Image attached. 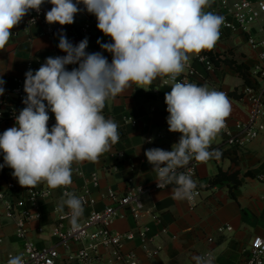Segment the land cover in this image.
I'll list each match as a JSON object with an SVG mask.
<instances>
[{"label": "clouds", "instance_id": "obj_1", "mask_svg": "<svg viewBox=\"0 0 264 264\" xmlns=\"http://www.w3.org/2000/svg\"><path fill=\"white\" fill-rule=\"evenodd\" d=\"M45 2L52 5L45 13L49 25L73 24L81 11L78 5L83 4L112 41L97 40L112 54L109 62L101 52L86 51L87 37L74 45L61 32L58 48L65 55L49 56L39 69L25 72V107L15 116V126L0 134L4 154L0 169H13L12 176L22 187L45 181L58 188L72 184L74 162H94L119 141L118 123L103 115L106 100L133 84H151L158 76L176 80L192 57L215 46L224 18L204 11L209 0H0V49L30 10L39 12ZM68 65L78 67L69 71ZM4 84L0 77V96ZM165 103L168 130L181 134L179 142L171 151L157 147L144 154L157 175V186L174 185L172 198L194 205L197 182L180 169L193 159L203 162L220 155L209 149L225 126L231 104L225 93L206 84L183 82L165 93ZM49 111L56 121L51 130ZM63 196L66 199L57 210L69 209L75 229L85 199L69 191ZM192 259L194 264H214L211 253ZM7 264L24 260L21 255L10 256Z\"/></svg>", "mask_w": 264, "mask_h": 264}, {"label": "crops", "instance_id": "obj_2", "mask_svg": "<svg viewBox=\"0 0 264 264\" xmlns=\"http://www.w3.org/2000/svg\"><path fill=\"white\" fill-rule=\"evenodd\" d=\"M216 3V0H209V6L205 7L204 11H210ZM42 6L45 12L52 8L48 2ZM78 7L81 11L74 17L73 24L64 26L55 24L54 40L41 36L40 26L24 29L22 21L11 30L12 35L8 43L0 49V77L5 81L4 93L14 88L15 79L25 76L29 62H34L32 70L35 71L47 57L65 55L58 48L61 32L66 34L74 45L84 39L77 33L89 20L85 16L87 13L85 6L80 4ZM90 20L95 22V15L90 14ZM219 31V39L211 49L220 61L219 65L215 71L208 72L201 64L195 62L198 74L194 83L206 84L210 89L221 90L230 101V115L233 121L248 122L249 103L244 101L243 97L244 89L249 85H245L235 65H245L250 69L251 86H262V82L254 75L255 68L261 65L259 52L249 47L246 37L232 35L222 26ZM98 39L101 43L112 42L104 33L97 34L88 39L86 51L101 52L111 62L112 54L97 44ZM68 66L71 69L78 67ZM163 77L158 76L151 84H133L121 94L106 100L103 115L118 123L119 141L94 162L73 163V170L79 167L85 175L79 177L73 171V186L81 190L88 185L93 190L94 200V204L84 210L78 223L84 222L91 212L102 211L110 204L102 198L101 192L108 189L124 192L126 182L130 178L143 185H152L156 182L157 175L152 171L145 151L157 147L171 151L172 145L178 143L181 136L180 133L168 130L166 118L169 113L166 110L165 93L170 92L171 87L161 85ZM125 119L136 121L137 124H125ZM8 128L9 125L5 126L6 130ZM209 150H218L220 155L213 156L198 167L197 177L203 194L196 204L192 206L187 201L174 200L172 188L145 196L146 207L161 215V223L144 217L141 224L148 226L152 234H159L165 228L168 232L161 235L156 244L149 248L150 251H155L156 246L162 247L160 253L154 256H150L149 251L142 248L140 240L126 244L125 251L135 254L139 264H194L193 256L207 253L214 257V264H243L246 250L252 240L255 237L264 238V135L246 149H238L227 147L224 144V137L217 133ZM119 154H124V158H119ZM3 155L0 156V164L4 163ZM12 172L13 169L7 166L0 169L1 190L6 189L4 175ZM93 172L99 174V190L90 184L89 177ZM220 173L236 179L235 181L223 179L212 185ZM63 199L65 198L60 192L56 191L51 198L39 200L42 219L34 222L31 228L32 237L40 246L49 244L50 240L47 236H38L35 229L41 226L50 230L59 215H65L69 211L66 206L63 212L57 210ZM123 214L124 218L118 219L113 226V230L121 234L138 227L129 213ZM64 223L71 225L70 218ZM221 225H229L233 231L219 234L217 229ZM15 233V224L7 223L2 232L4 242L0 244V264L4 263L9 252L20 249V242ZM209 239L213 241L210 242Z\"/></svg>", "mask_w": 264, "mask_h": 264}, {"label": "built area", "instance_id": "obj_3", "mask_svg": "<svg viewBox=\"0 0 264 264\" xmlns=\"http://www.w3.org/2000/svg\"><path fill=\"white\" fill-rule=\"evenodd\" d=\"M216 1L215 7L210 11L224 18L222 28L232 35L246 37L249 47L259 52L261 60V65L255 68L254 75L263 85L260 87L247 86L244 89L243 100L249 103L248 122H234L232 116L229 115L225 120V126L219 131V134L224 137V144L227 147L246 149L252 142L264 135V0ZM45 13L43 6L39 12L30 10L22 19L23 28L40 26L42 28L41 36L54 40L56 27L55 24L49 25L46 22ZM85 16L89 21L77 35L92 39L97 34H103L97 28V19L92 22L88 12L85 13ZM195 62L201 64L208 72L216 70L209 50H203L191 58L190 63L185 66L184 71L176 77V80L164 76L161 85L172 87L176 82L194 83L198 74L194 66ZM33 66L34 62H29L27 70L32 69ZM66 67L69 71L72 70L69 66ZM24 81L25 76L15 79L14 88L0 96V134L6 130L5 126H15V116L25 107L22 102L26 96L23 90ZM48 114L50 116L48 128L51 130L56 121L54 113L49 111ZM125 124L136 125L137 122L125 119ZM1 155H3L2 151H0ZM118 157L124 158V154H119ZM203 162L193 159L188 166L180 169L197 182L195 204L203 194L197 177L198 167ZM74 172L79 177H85L79 167L75 168ZM89 179L92 187L99 190V174L93 172ZM4 181L6 189H0V244L4 242L2 235L4 228L7 223L12 222L16 226L15 235L20 242V249L9 252L3 264H7L10 256L16 255L23 257L24 264H139L135 254L125 251L126 244L135 240H140L142 248L149 251L150 256H154L162 250L160 246H156L155 251H150L149 248L156 244V240L161 235L167 234L168 230L165 228L159 234H152L148 226L141 224L144 217L161 223V215L146 207L145 196L155 191L173 188L174 185L160 189L156 182L152 185H143L130 178L126 182L124 192H117L113 189L101 192L102 198L110 204L102 211L91 212L84 222L78 223L77 228L73 229L72 225L64 223L70 218L68 211L65 215H59L57 222L52 225L50 230L41 226L35 229L38 236H47L50 240L49 244L40 246L33 239L31 228L34 222L42 219L39 200L51 198L56 191H59L64 197L63 193L69 191L78 197H84L85 210L94 204L93 190L88 185L79 190L73 186V182L71 185L58 188L50 187L45 181L39 182L34 187H22L12 174L4 175ZM124 212L132 216L138 227L133 231L121 234L115 232L113 226L118 219L124 218ZM217 231L219 234H225L233 231V228L229 225H221ZM209 241L213 240L209 239ZM243 264H264L263 237H255L252 240L250 247L246 250Z\"/></svg>", "mask_w": 264, "mask_h": 264}, {"label": "trees", "instance_id": "obj_4", "mask_svg": "<svg viewBox=\"0 0 264 264\" xmlns=\"http://www.w3.org/2000/svg\"><path fill=\"white\" fill-rule=\"evenodd\" d=\"M209 54L211 55V57H212V59H213V61H214L215 66H218L220 61L217 59V57L213 54V52H212L211 50H209ZM230 63L235 65V63H233V62H230ZM235 68H236V70L240 73V75L243 77V79H244V81H245V85H249V86H251V80H250V78H249V75H250V69H249L247 66H245V65H235ZM223 179H229V180H233V181H235L236 177H233V176H227V175L224 174V173H220V174L217 176L216 180L212 182V185H213L214 183H216V181H217V182H220V181H222Z\"/></svg>", "mask_w": 264, "mask_h": 264}]
</instances>
